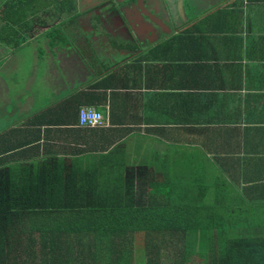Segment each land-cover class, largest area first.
<instances>
[{
    "label": "crops",
    "instance_id": "crops-1",
    "mask_svg": "<svg viewBox=\"0 0 264 264\" xmlns=\"http://www.w3.org/2000/svg\"><path fill=\"white\" fill-rule=\"evenodd\" d=\"M47 5L53 18L45 16L46 26L15 36L4 32L8 9L0 3V68L30 46L27 60L36 68L47 63L39 68L49 77L44 99L29 89L0 103V190L9 203L26 206L27 191L45 177L86 170L109 176L118 167L127 174L117 185L130 192L129 203L147 200L144 176L151 172L155 183L183 176L198 192L214 185L208 208L233 214L227 193L245 201V188L264 183V0H236L202 17L196 14L211 5H196L184 30L137 51L109 41L51 45L43 31L56 23L67 35L70 26L52 0ZM83 109L100 113L105 127L79 128ZM251 196H264V185L251 187Z\"/></svg>",
    "mask_w": 264,
    "mask_h": 264
},
{
    "label": "trees",
    "instance_id": "trees-1",
    "mask_svg": "<svg viewBox=\"0 0 264 264\" xmlns=\"http://www.w3.org/2000/svg\"><path fill=\"white\" fill-rule=\"evenodd\" d=\"M40 1L45 0L5 1L4 32L16 36L33 28L32 14ZM54 30L47 31L53 44L61 40ZM112 170L109 176L86 170V174L58 173L51 180L45 177L37 190L27 191L26 206L9 203L10 195L5 198V190H0V264H107L108 259L110 264H186L193 258L201 264H264V231L255 236L251 220L242 224L241 216L226 214L224 209L232 220L219 228L212 224L219 219L212 214L218 208L175 202L170 191L167 195L163 191L162 203L152 202L162 197V191L151 172L144 176L150 186L147 200L129 203L130 192L122 182L117 185L127 174L118 167ZM258 186L252 183L242 191L245 201H264V196H251V187ZM255 225L264 230L262 222ZM246 227L252 231L251 238L242 236ZM212 229L214 240L209 238Z\"/></svg>",
    "mask_w": 264,
    "mask_h": 264
},
{
    "label": "flooded vegetation",
    "instance_id": "flooded-vegetation-1",
    "mask_svg": "<svg viewBox=\"0 0 264 264\" xmlns=\"http://www.w3.org/2000/svg\"><path fill=\"white\" fill-rule=\"evenodd\" d=\"M206 2L211 5L210 10L192 13L196 5L199 8L198 5ZM234 2L236 0H52L51 6L57 7L64 15L63 20L69 23L67 35L62 30L63 25L60 27L68 44L74 41L92 44L109 41L110 45L120 42L137 51L169 40L184 30L188 26L184 16L196 14V17H202ZM47 16L53 18V13H47ZM41 22L35 23L33 29L43 23L47 25L46 18ZM111 24L116 29H111ZM55 26L56 23L51 27ZM58 37L61 39L60 33Z\"/></svg>",
    "mask_w": 264,
    "mask_h": 264
},
{
    "label": "rangeland",
    "instance_id": "rangeland-1",
    "mask_svg": "<svg viewBox=\"0 0 264 264\" xmlns=\"http://www.w3.org/2000/svg\"><path fill=\"white\" fill-rule=\"evenodd\" d=\"M6 0L0 1L2 2L3 9H6L7 6L4 5V2ZM50 1V0H49ZM48 2V0H47ZM47 2L46 1H40L39 5H37V12L33 13V21L34 23L41 22L42 18L47 17ZM241 2V0H240ZM27 11V8L26 10ZM30 14V12H29ZM56 30L54 32L61 33V41L65 40L67 37L63 35L61 32V29L59 26H55ZM44 36L47 37V31H43ZM50 35L52 33H49ZM49 35V36H50ZM51 43V42H50ZM53 45V43H51ZM61 45V43L59 44ZM32 54V50L30 46L19 48L14 55L12 56L11 65L6 64L5 68H0V94L3 96H0V103L5 104V102L9 101L11 103L16 102L17 99L22 97V94L29 93V89L32 90L33 94L35 95V99L38 101L40 98L44 99V96L49 92V86L46 85V76H43L44 73H40V66H46L47 63L37 67H34L29 60H27L28 55ZM101 59V57H99ZM103 58V57H102ZM55 65L57 64L54 62ZM34 69V71H33ZM30 70V71H29ZM43 76V77H41ZM48 77V76H47ZM2 79L5 80V84L1 81ZM49 79V77H48ZM31 81V84L29 82ZM7 90V91H5ZM8 92V93H7ZM21 97H17L16 95L19 94ZM3 104L0 105V112L3 110ZM41 104L37 102L36 107L38 108ZM149 151H153V147H148ZM97 153V152H96ZM97 157V155H95ZM92 156V159L95 158ZM154 159H152V162ZM156 187L162 191V197L158 198V201L152 202H162L163 199H165L163 195V191L166 193V191H170L174 195L175 202L179 201H185L191 202L192 204L201 205L205 208L210 206L214 203V197L217 194L216 187L212 185L207 191L205 192H198L194 190L192 183L185 178L180 177L178 180L169 179L166 183L164 182H156ZM149 189L150 186H147ZM184 190L187 193L183 196H179L177 191ZM189 191V193H188ZM167 195V193H166ZM163 198V199H162ZM226 202H224L227 207L231 208V212L233 214L241 216V218H245L247 220H251L252 227H253V234L255 236H258L261 234L264 230L261 228H255L256 227V221L262 222L264 224V205H250V203H247L246 201H240V199L236 197L230 196V194L227 193ZM262 204V203H260ZM214 216L219 217V219H215V222L212 224H218L219 228L224 223L230 222L232 218L228 215L223 214V209L218 208L213 213ZM235 223V222H234ZM242 224H245V221L241 222ZM252 231H248L247 233L243 234L242 236H245L247 238H251ZM216 237V230H210L209 232V238L211 240H214ZM138 239L140 240L141 237L139 235ZM107 264H110V259L107 260ZM186 264H201V262L198 261L197 258H193L191 262H188Z\"/></svg>",
    "mask_w": 264,
    "mask_h": 264
},
{
    "label": "built area",
    "instance_id": "built-area-1",
    "mask_svg": "<svg viewBox=\"0 0 264 264\" xmlns=\"http://www.w3.org/2000/svg\"><path fill=\"white\" fill-rule=\"evenodd\" d=\"M79 128L99 129L105 127V120L97 111L83 109L78 116Z\"/></svg>",
    "mask_w": 264,
    "mask_h": 264
}]
</instances>
